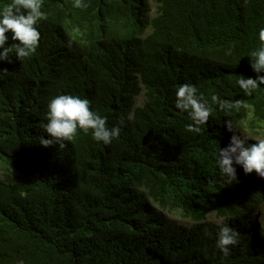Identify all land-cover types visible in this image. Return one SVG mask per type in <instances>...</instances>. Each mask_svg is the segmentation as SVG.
<instances>
[{"label": "trees", "instance_id": "obj_1", "mask_svg": "<svg viewBox=\"0 0 264 264\" xmlns=\"http://www.w3.org/2000/svg\"><path fill=\"white\" fill-rule=\"evenodd\" d=\"M150 1L42 0L36 52L0 61V264H264L263 178L234 164L233 181L217 164L233 134L225 121L237 135L246 121L264 126V85L246 96L236 83L264 75L250 61L264 0ZM7 35L5 47L18 43ZM184 83L212 109L200 133L175 107ZM60 94L88 99L119 137L78 129L65 147L40 145ZM212 95L248 107L226 114ZM221 222L240 234L227 257Z\"/></svg>", "mask_w": 264, "mask_h": 264}, {"label": "clouds", "instance_id": "obj_2", "mask_svg": "<svg viewBox=\"0 0 264 264\" xmlns=\"http://www.w3.org/2000/svg\"><path fill=\"white\" fill-rule=\"evenodd\" d=\"M74 6L86 7L81 0H76ZM42 7V0H13L11 4L0 9V61L11 63L9 57L12 53L18 60H23L36 52L40 40L36 26L41 20L47 19L41 10ZM8 33H11V39L18 43L5 47L9 38ZM258 38L261 46L251 52L250 61L252 70L259 74L264 73V28L259 29ZM236 83L246 96H250L260 85H264V75H257L255 79L239 76ZM197 92L194 85L188 83L179 85L175 92V107L187 112L193 122L186 126V130L200 133L202 131L200 125L206 124L211 117L212 109L209 101ZM211 103L226 114L248 107L243 100L229 101L217 95H212ZM46 119L47 123L42 124V127L49 138H40V145L44 147L53 144L65 147V142L71 141L78 129L84 133L91 131L92 138L104 144H110L120 135L119 127L109 128L107 118L92 111L88 99L76 95L60 94L52 98L47 105ZM225 126L233 134L229 145L223 149L219 148L217 164L220 173L235 181L236 169L233 165L236 164L243 168L245 174L255 172L264 178V138L248 144V138L236 134L237 129L231 119L225 121ZM239 235L234 228L221 222L216 247L223 256L227 257L230 254V247L238 243Z\"/></svg>", "mask_w": 264, "mask_h": 264}, {"label": "rangeland", "instance_id": "obj_3", "mask_svg": "<svg viewBox=\"0 0 264 264\" xmlns=\"http://www.w3.org/2000/svg\"><path fill=\"white\" fill-rule=\"evenodd\" d=\"M148 2H150L151 4L150 0H148ZM154 10L155 8L152 4L150 10L151 13H153ZM143 102H144V97L142 94H140L135 98V106H141ZM240 134L242 137H246L248 138L249 141L255 143V141L264 138V126L260 123H249V121L248 122L246 121L243 127L239 131V135ZM262 186L264 189V178H263ZM258 211L259 213L257 215L256 223L258 224V228L264 231V204L259 205ZM163 215H165L168 219L175 221L178 225L181 226L188 227L192 224V222L188 218L183 217L181 214H179L176 211L175 212L163 211ZM206 220L214 223L220 222V220L217 219L214 214H209L206 217Z\"/></svg>", "mask_w": 264, "mask_h": 264}]
</instances>
